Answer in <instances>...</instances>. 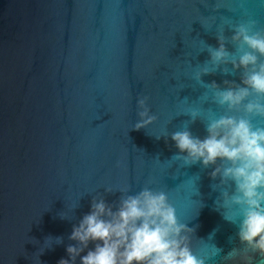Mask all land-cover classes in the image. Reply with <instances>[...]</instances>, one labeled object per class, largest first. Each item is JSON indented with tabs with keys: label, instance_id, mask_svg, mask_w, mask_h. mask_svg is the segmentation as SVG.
<instances>
[{
	"label": "water",
	"instance_id": "obj_1",
	"mask_svg": "<svg viewBox=\"0 0 264 264\" xmlns=\"http://www.w3.org/2000/svg\"><path fill=\"white\" fill-rule=\"evenodd\" d=\"M217 2L223 6L213 12ZM239 4L0 0V264H38L49 236L63 242L45 248L40 264L69 259L66 248L77 242L68 237L90 212L93 197L114 205L120 192L108 193L104 187L127 184L136 192L150 177L152 187L169 191L178 216L196 228V238L207 241L215 230L210 243L223 250L221 256L241 246L236 226L215 210L219 192L210 185L219 181L211 179L212 168L196 164L177 172L179 162L171 168L165 162L179 151L171 133L190 119L178 116L189 106L181 99L187 96L195 107L205 91L185 75L186 60L195 66L209 58L206 51L197 56L193 41L198 37L218 46L215 25L205 32L199 18L215 15L217 24L221 16L234 22L253 18L264 26V0H244L243 9ZM225 34L231 35L227 29ZM201 78L221 87L225 79L240 83L239 71ZM143 95L149 96L158 120L133 130L139 119L136 98ZM209 106L215 108L204 105ZM172 117L167 137L150 136L160 135ZM189 130L201 139L207 135L199 119ZM94 246L89 242L80 255ZM216 264H223L220 257Z\"/></svg>",
	"mask_w": 264,
	"mask_h": 264
},
{
	"label": "clouds",
	"instance_id": "obj_2",
	"mask_svg": "<svg viewBox=\"0 0 264 264\" xmlns=\"http://www.w3.org/2000/svg\"><path fill=\"white\" fill-rule=\"evenodd\" d=\"M222 6L217 2L213 12ZM239 7L243 9L244 0H240ZM216 20L215 15L199 18L205 32L212 31L215 25L218 46L198 37L193 41V46L198 48L197 56L206 51L209 58L195 66L186 60L185 75L205 91L195 100V107L187 96L181 99L189 106L178 116L186 115L190 119L171 133L179 151L165 162L168 168L179 162L177 172L196 164L202 170L212 168L211 179L219 181L210 185L219 192L214 201L215 210L236 226L241 246L221 256L223 250L210 243L215 230L207 241L196 238V228L188 227L187 220L178 216L169 191L152 187L155 181L150 177L136 192L127 184L116 189L104 187L108 193L120 192L114 205L107 204L102 196L93 197L90 212L73 226L68 237L77 244L67 246L69 259L62 258L58 264H75L78 256L80 264H216L217 257L223 264H253L257 256L255 264H264V26L253 18L234 22L221 16L218 24ZM226 29L230 36L225 34ZM217 71L225 76H235L239 71L240 83L225 79L221 87L215 81L202 80V76ZM149 99L147 95L136 98L139 119L132 124L133 130L147 129L158 120ZM205 103L215 108H205ZM218 109L223 110L222 114H217ZM173 118L166 122L160 135L150 136L156 140L167 137V125ZM197 119L205 125L207 135L203 139L189 130ZM155 160L163 164L158 157ZM196 177L199 180V174ZM175 191L177 197L182 195L179 186ZM199 194L197 189L195 195ZM59 216L67 219L60 213ZM232 239L229 237L230 242ZM53 241L59 245L63 238L46 237L39 255L45 248H51ZM89 242H94V249L81 256Z\"/></svg>",
	"mask_w": 264,
	"mask_h": 264
}]
</instances>
